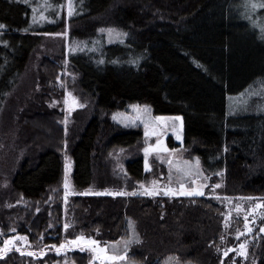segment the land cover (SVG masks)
<instances>
[{"label": "trees", "instance_id": "16d2710c", "mask_svg": "<svg viewBox=\"0 0 264 264\" xmlns=\"http://www.w3.org/2000/svg\"><path fill=\"white\" fill-rule=\"evenodd\" d=\"M240 2L0 1V138L8 148L5 138L15 130L19 137V145L10 144L5 166L0 163V230H14L45 248L35 261L16 251L0 264H53L64 254L74 264H100L92 249L58 252L78 236L99 242L109 256H127L117 264L233 260L222 257V208L210 197L132 194L139 183L165 173V162L152 155L145 172L143 126H123L113 116L148 105L155 117H180L183 146L169 135L170 152H182L210 185L220 184V195L264 200V33L258 27L261 13L247 14ZM38 3L49 7L39 12ZM109 29L124 40L92 50L96 41L105 42ZM42 47L48 52L33 73ZM64 66L76 76L78 98L86 104L72 112L68 125L61 111L47 106ZM252 86L262 94L250 109L228 115V98ZM120 152L121 172L114 171ZM66 155L77 191L128 195L76 194L65 211ZM262 228L264 216L249 244L257 264H264Z\"/></svg>", "mask_w": 264, "mask_h": 264}, {"label": "rangeland", "instance_id": "374dc122", "mask_svg": "<svg viewBox=\"0 0 264 264\" xmlns=\"http://www.w3.org/2000/svg\"><path fill=\"white\" fill-rule=\"evenodd\" d=\"M1 2L12 5L18 3L19 0H0ZM241 4L245 7V9L248 10L247 14H250L251 16H256L259 13H261L258 17V24L259 29H264V0H240ZM255 3L257 5L256 8L252 7V4ZM49 7L48 4H40L38 3L36 5L37 11L45 10ZM43 16H41V19ZM264 33V32H263ZM106 40L104 43H101V41H96V44L93 45L92 50H98L100 49L104 44H115L118 42H122L124 40V36L117 32H112L111 35L107 33ZM62 35H59L57 37H51L49 41L54 43L57 39H62ZM45 47L41 48V52L36 55L35 61L32 63V72L38 73V63L42 59L45 53H47ZM77 81L76 76L74 73L66 68L65 66L62 67V71L60 72L59 78L55 80V87L58 90L56 94H49V100L47 101V106L49 109L52 110H58L63 113V119L61 122L63 125H68L69 119L72 115V112L76 109H83L86 104H83L82 101L78 98V92L76 91L74 82ZM261 87L258 86H252L249 87L247 90H245L243 93L231 96L228 98L227 101V109H228V115H237L240 114L251 107V103L254 98L259 97L262 94ZM71 93L72 96H74L77 101L83 105V107H75L71 108L69 105L65 104V98L66 94ZM48 97V96H47ZM137 107H129L125 112L117 113L116 119H114L115 122L123 125V126H135V125H142L144 128V131H146L145 124L148 125L147 131L149 132L148 136H145V148H150L151 150L147 153V157L145 154V151L143 149V154L145 156L144 159V170L145 172L150 171V163L149 159L152 155L158 156V161L160 163L165 164V173H159L157 178L152 179L149 183L142 182L139 183L133 193L137 196H170V197H176V196H192V195H180L179 193L183 190L185 192H191L194 189L202 191L203 196L210 197L213 199L219 206L222 208V227L224 232V247L222 251V257L225 259L229 256H232V261L229 260L227 264H236L237 260L240 261V264H257V262L254 259V252L252 255L249 253V244L252 242L251 235L254 230V225L259 222L260 218L264 216V207L257 208L256 206L264 205V200L259 198H251L248 199L246 197H226L223 195H220L219 193V187H214L217 184H209V178L206 177L201 173V171L197 170L196 164L189 162L185 159L184 154L179 151L176 152V155L174 152H170L168 147L166 146V139L169 135H172L174 138V141L180 146H183V138H182V120L175 119L176 117H161L163 119H157V117L153 116L151 113L150 106L148 105H135ZM17 109L22 110L23 106L22 104L16 105ZM155 132L156 134L153 135L152 133ZM17 130L13 132L12 135H8L5 138V141H8V148L5 145H2L3 140L0 138V163L5 166L4 163V157L8 156L9 150L12 149L10 144L12 146L19 145V137L17 134ZM3 136V135H2ZM177 136L180 137V139H177ZM162 141V148L167 150H157V140ZM4 152V153H2ZM67 156V155H66ZM65 156V157H66ZM64 157V183H65V160ZM68 158V156H67ZM123 153H118L117 156H115V166L114 171H120L122 167L124 166L122 164L123 162ZM146 159L148 167L146 168ZM68 162L70 163V169L67 172V178L69 182V195L67 198H65V188L63 184V201H64V207L65 211L70 210L69 202L71 200V197L76 194H82V195H89V194H97L100 193L101 195H112L110 193H121L122 191H114L113 189H107L101 192H93L92 190H86L84 192L77 191L72 183H71V171H72V164L71 161L68 158ZM4 169V168H3ZM5 170V169H4ZM181 184L184 185L183 189H181ZM143 185V187H142ZM220 185V184H218ZM8 186L7 180L2 181V188H6ZM208 186V187H207ZM171 188L174 192H176V195H165V190ZM145 189H148L149 191L155 192L157 194L155 195H148V194H142L145 192ZM205 189V190H204ZM82 192V193H81ZM119 195V194H117ZM115 196V195H113ZM201 196V195H198ZM254 210V211H253ZM245 217H247L248 222V228H245ZM71 222V217L68 220ZM250 229V231L248 230ZM14 230H11L9 233L5 235L3 231L0 230V249L4 248V241L11 238H18V237H24V236H18L14 234ZM83 237V236H78ZM239 237V238H237ZM86 238V237H84ZM77 239V238H76ZM75 239V240H76ZM93 240L91 238H86ZM73 241V240H72ZM245 245V251L246 255H241V249L240 245ZM100 248H104L107 251V255H109V252L105 246H102L99 244ZM66 249L73 250V249H79L80 251H85L88 249H93V246H90L83 241L80 242L78 245L76 244H70L67 243L65 245ZM111 248H109L110 250ZM18 252L19 254L27 255L32 257L34 261L39 259L42 256V253L45 252V248L41 245H32L28 242V240H20V239H13V243L8 246V250L4 252H0V259L5 258L8 255H12L14 252ZM34 253L33 255H29L28 253ZM59 252V251H58ZM57 252V253H58ZM225 252H227V255H225ZM97 255V259L100 264L107 262L110 264H117L120 260L115 261H104L101 258H98V254L95 251ZM39 257V258H38ZM36 264V263H34ZM53 264H74L70 260L69 254H64L62 260H58L54 262ZM226 264V263H225Z\"/></svg>", "mask_w": 264, "mask_h": 264}, {"label": "snow or ice", "instance_id": "6c2138e0", "mask_svg": "<svg viewBox=\"0 0 264 264\" xmlns=\"http://www.w3.org/2000/svg\"><path fill=\"white\" fill-rule=\"evenodd\" d=\"M261 6H264V5H261ZM252 7H253V8H256L257 5H256L255 3H253V4H252ZM34 11H35V10H34ZM69 14H71V10H70ZM2 27H4V26H3V25H0V28H2ZM101 31H104V30H101ZM261 31L264 32V29H261ZM108 32H109V34L111 35L112 30L109 29ZM124 35H126V34H124ZM100 62L102 63L103 61H100ZM65 104L69 105L70 109H71V108H75V107H83V105L80 104V103L77 101V99H76L74 96L71 95V93H67V94H66ZM133 107L135 108V107H137V106H133ZM113 119H116V116H115V115L113 116ZM157 119H163V118H161V117H157ZM175 119H180V118H179V117H176ZM145 128H146L145 136H148V135H149V132L147 131V128H148V125H147V124H145ZM152 134L155 135L156 133L153 132ZM177 139H180V137L177 136ZM156 147H157V150H167V149H163V148H162V141H160L159 139L157 140V146H156ZM150 150H151L150 148H145V149H144L145 154H146V157H147V153H148ZM65 160H66V163H65V183H64V188H65V198H67V196L70 194L69 191H68V189H69V182H68V178H67V172H68V170L70 169V163L68 162V158H67V156L65 157ZM198 163H199V162L197 161V164H198ZM145 166H146V168L148 167L147 159H146V164H145ZM219 186H220V185L217 184V185H215L214 187H219ZM142 187H143V185H142ZM180 187H181V189H183L184 185L181 184ZM99 194H100V193H97V195H99ZM110 194H112V195H117V194H119V195H128V193H123V192H121V193H110ZM132 194L134 195L135 193H132ZM142 194L155 195V194H157V193L152 192V191H149L148 189H145V192L142 193ZM176 194H177V193L174 192L171 188H168V189L165 190V195H176ZM179 194H180V195H203V192L194 189V190L191 191V192H185V191L182 190ZM248 199H251V197H249ZM256 207H257V208H259V207H264V205H259V204H258ZM253 211H254V210H253ZM65 227H67V225H65ZM130 227H132L131 222H130ZM245 228H248L247 217H245ZM248 230L250 231V229H248ZM261 231L264 232V228H262ZM237 238H239V237H237ZM13 239L26 240L25 237H18V238L7 239V240L4 241V248H3V249H0V252L7 251V250H8V246L11 245V244L13 243ZM82 241H83L84 243L90 245V246H93L94 251H96L97 254H98V258H101V259L104 260V261H115V260H126V259H127V256H126V255H125V256H120V255L109 256V255H107V251H106V249H104V248H100V247H99V242H97V241H95V240L86 239V238H84V237H77L76 240L69 241L68 243L78 245V244H79L80 242H82ZM53 247H55V246H53ZM64 247H65V244H61V245H59V248H58L57 250L59 251V249H62V248H64ZM239 247H240V249H241V253H240V254H241V255H246L245 245H244V244H241ZM28 254H29V255H33L34 253H31V252H30V253H28ZM225 255H227V252H225Z\"/></svg>", "mask_w": 264, "mask_h": 264}]
</instances>
